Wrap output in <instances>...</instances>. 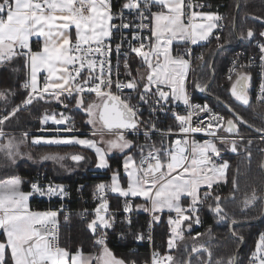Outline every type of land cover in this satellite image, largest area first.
<instances>
[{
  "label": "snow or ice",
  "instance_id": "snow-or-ice-1",
  "mask_svg": "<svg viewBox=\"0 0 264 264\" xmlns=\"http://www.w3.org/2000/svg\"><path fill=\"white\" fill-rule=\"evenodd\" d=\"M205 7L199 0H124L119 11L114 12L112 0H0V64L20 57L29 69L28 78L22 84L27 92L26 99L7 115L0 116V140H4L0 143V151L13 162L21 155L19 144L29 133H22V139L17 141L15 136L4 131L3 125L22 106L27 107L34 101L50 103L54 100L68 110L69 105L64 101L69 100L74 101L76 110L83 111L87 117L84 123L92 129L91 136L99 137V140L71 135L76 131L72 116L64 112L51 115L46 112L41 118L42 125L51 120L57 127L50 138L34 137L32 143L78 145L94 150L98 169L109 168L107 156L113 150L128 153L123 159L126 187L121 184L119 171L112 173L109 184L101 182L96 187L94 196L100 203L93 209V218L87 224L94 235L99 233L95 241L98 252L94 255H85L80 249L73 253L61 247L58 212L34 211L29 206V199L34 195L62 199L68 195L64 185L52 182L42 184L37 179L30 182L31 191H23L25 181L21 177L0 181V232L4 237L0 240V264H9V260L11 264H125L106 245L104 230L114 223L106 196L109 191L126 198L125 213L133 210L127 198H143L145 203L135 205V208L151 215L149 230L153 223L161 219L160 213L165 210L176 213L175 218L168 217L171 233L167 241L169 252L162 254L154 250L150 264H176L170 251L177 247V241L184 239L182 225L187 222V230L190 231L193 224H200L198 213L207 201H212L207 206L218 220L227 219L228 214L221 205L223 198L215 193L221 182L227 183L230 168L229 162L222 159V152L235 154L243 146V150L251 156L248 146L252 144V139L243 145L244 138L238 136V123L247 124V121H243L230 106L228 111L231 115L225 117L213 112L207 104H192L185 83L191 53L184 51L173 55L174 42L196 44L207 41L218 29L217 22L222 19L221 16L214 11H204ZM253 19L264 23V17ZM117 20L119 23H115ZM124 30L128 35L122 34L113 48L114 32L123 33ZM145 31L149 32L148 36L142 35ZM33 38L38 44L35 50L32 47ZM237 38L256 41L261 67L257 98L264 102V31L256 33L248 28L246 32H239ZM216 39H220L219 35ZM113 52L117 61L115 72ZM130 54L139 57L143 67V71L141 67L136 69V76L132 75ZM121 59L128 76L126 83L119 79ZM198 59L203 61V55ZM254 62L255 57L250 58L248 64L239 65V71L234 67L228 76L232 82L231 95L244 105L250 103L249 88L253 79L246 69ZM233 64L236 65V61ZM195 86L205 90L199 83ZM113 88L119 92L124 89L136 92L139 103L152 105L150 111L153 113L157 109L164 110L169 104L182 102L186 114H173L178 122V132L173 133L171 128L167 133L161 132L162 136L175 134L178 138L168 145L161 141L160 147L151 143L155 124L141 120L139 107L130 102L132 97L122 98L113 93ZM92 94L94 98L87 99ZM7 95L0 91V98L6 99ZM200 113L211 115L206 120L194 122L193 117H198ZM141 125L146 129V141L137 145L127 138V134L139 132ZM256 131L264 142V129ZM221 132L237 134L238 138L221 135ZM195 133H204L209 138L201 142L192 137ZM106 136L109 138L105 139ZM133 149H136V155ZM66 157L76 163L85 160L80 153L59 152L46 153L41 160H52L63 167L61 162ZM261 167L264 168V162ZM232 185L229 198L234 199L238 188L235 176ZM182 198L189 201L187 206L181 204ZM257 199L264 197H258L253 190L251 195L245 196L243 206L247 208ZM127 223L131 225V220ZM200 236L197 233L192 237L191 251L183 264H192V256L199 257L201 252L206 254V259L201 258L199 264H213L211 249L206 244L196 243ZM135 239L143 240L145 236L138 233ZM147 239H152L150 231ZM239 239L243 240V237ZM215 264H224V261L217 259ZM227 264H238L237 254L229 257ZM248 264H264V233L260 234Z\"/></svg>",
  "mask_w": 264,
  "mask_h": 264
},
{
  "label": "trees",
  "instance_id": "trees-1",
  "mask_svg": "<svg viewBox=\"0 0 264 264\" xmlns=\"http://www.w3.org/2000/svg\"><path fill=\"white\" fill-rule=\"evenodd\" d=\"M123 2L124 0H119ZM208 10L218 12L224 18V24L222 31L218 34L220 39L217 40L216 36L210 39L207 43L195 46V49L201 52L204 59L201 61L198 57L193 58L190 73L188 77V91L193 94L194 98L215 107L220 110L225 117H229L231 114L223 107L216 99H220L235 109L250 125L257 129H264V107L259 106L253 100L254 87L251 94L250 103L244 105L241 102L234 99L231 95V81L225 76V70L232 58L233 52L238 47H244L247 49L252 48V42L242 41L237 46H231L225 48L219 52L215 60V80L209 88V93L212 94L215 99L206 98L200 95L196 83H199L201 87L205 86L211 78L210 63L215 55L218 45L226 43H235L237 39L233 30V22L235 18V11L237 7V0H208ZM253 17H264V0H240V10L237 16V32L245 31L248 28H252L256 33L264 31V23L259 20L253 19ZM257 38H259L257 36ZM230 41V42H229ZM35 50L38 45L35 42L32 44ZM132 68V75L136 76V69L141 67L140 59H132L130 61ZM29 69L24 66L22 58L17 57L10 62L0 64V91L8 93L6 99H0V116L7 115L16 105H21L22 101L26 99L27 92L23 90L22 84L28 78ZM251 83L255 85V78ZM235 77L233 78V80ZM72 105L74 101H71ZM56 108L55 103H45L44 101H34L29 107H21L16 112V120H18L19 126L23 131L39 130L41 128V118ZM77 118L81 121L83 127L88 125L84 123L87 117L81 110H72ZM238 132L250 134L253 131L238 123ZM89 134H84L86 136ZM131 139L135 140L138 145L144 144L146 138L136 139L134 136L128 135ZM161 141L166 144L163 138L154 137L150 139L151 143H154L157 147H160ZM35 153L39 155L46 153L59 152L61 154L67 152L84 151L85 154L93 156L89 162V168L87 170H79L71 175L65 177H57L55 173L46 166H33L27 165L26 162H20L16 165L17 173L25 181L22 186L24 191H29V179L30 176L36 170H46L57 179L65 181L70 184L71 199L69 207L72 210L71 215L67 218L64 214H61V242L64 248H67L70 252H76L80 249L82 252H98V248L95 245V237L91 230L88 229L86 221L79 213L80 209L90 208V192L95 190L97 185L101 182L106 184L110 183L111 175L114 171H119L121 176V184L126 187V177L123 171V159L128 153H114L108 155L109 168L104 171L92 170L91 168L96 165V158L94 153L90 150L85 151V148H78L76 145H38L32 146ZM251 156L247 153L238 151V153H231L227 151L225 157L230 164V168L227 172V183L221 182L219 187L215 189V193L219 194L223 199L221 205L227 212L228 217L225 220H218L217 216L209 210L208 204L212 201L209 200L203 205V209L198 213L201 223L193 224L192 229L187 230V222H185V234L182 241H178L177 247L171 250V254L175 257L176 264H183V261L187 258L188 253L192 247V237H195L197 233L201 236L197 238L196 243L206 244L212 251V261L215 264L217 259H222L224 264H227L229 257H231L241 245V241L233 237L230 233V225L233 220L235 222H252L258 219L263 211L264 199H257L253 204L247 208L243 206L242 201L246 195H251L253 190L256 191L258 197H264V172L261 167L263 162L264 152L260 150H250ZM136 155V152H135ZM139 159L138 155L136 156ZM235 176L238 181V188L234 193V199L229 198L232 193L233 185L232 178ZM86 182L87 187L83 188V191H79V184ZM109 203V210L119 212L118 216H122L121 211L125 204V197L120 195L106 192ZM85 199H89L85 201ZM132 201L133 205L145 203L142 198H127ZM31 208L38 211L46 210V203L37 199L30 200ZM142 210V209H140ZM161 219L154 223V238L156 242H159L158 248L161 251H167V241L169 233L168 217L170 215L166 212L160 213ZM66 220H65V219ZM149 220V216L142 211H138L131 225L119 223L109 228L112 231V240L107 244V247L112 253L120 257L126 264H143L150 258V251L148 244H137L135 242V236L138 232L145 229ZM264 229V219L260 222L247 223L239 225L234 228V233L245 239V245L239 253L238 264H244L251 253L255 250V245L260 237L262 230ZM118 231L123 232L125 239L118 241L116 239V233ZM3 234L0 232V240H2ZM201 258L206 259V254L201 252L199 257L196 255L192 258V264H199ZM9 264L11 261L9 260Z\"/></svg>",
  "mask_w": 264,
  "mask_h": 264
},
{
  "label": "built area",
  "instance_id": "built-area-1",
  "mask_svg": "<svg viewBox=\"0 0 264 264\" xmlns=\"http://www.w3.org/2000/svg\"><path fill=\"white\" fill-rule=\"evenodd\" d=\"M123 2H120L119 0H112L113 11L114 12L115 11H119L120 6H121V4ZM199 2L205 4V6H206L205 8H207L209 6V4H210L208 0H199ZM154 10H156V9H154ZM126 15H127V13H126ZM221 18L222 19L219 20V22H218L219 27L216 30V32H215L213 37H215L216 35H218L222 31L223 24H224V18L222 16H221ZM115 23H119V21L117 20V21H115ZM122 34L128 35L126 30H124L123 33L114 32V36H113V40H112L113 48L115 47V44L120 41V37H121ZM142 35L148 36L149 32L145 31L144 33H142ZM257 39H259V38H257ZM124 50H126V45H125V49ZM177 50L179 52H181V53H183L184 51H190V53H191V57H190L191 63H192L193 58L201 56V52L198 51L197 49H195V46H193L192 44H184L182 46L177 47ZM253 57H255V62L249 68H247L246 70L250 71L252 76H254V78H255L253 100L259 106L264 107V102H261L257 98L258 95H259V84H260V75H259V73L261 71V67H260V62H259V50L256 47V41L255 40L253 41L251 49H247V48H244V47H238V48H236L234 50L232 58L230 59V62L228 63V65L226 67L225 76L228 79L230 71L234 67L236 68L237 71H239L240 70L239 69V65L248 64L250 58H253ZM132 59H140V58L135 56V54H130L129 55V62ZM233 61H236V65L233 64ZM116 62H117L116 61V55L113 52L112 64H113L114 72H115ZM119 71H120L119 79L126 83L127 79H128V76H127V73H126V71H125V69L123 67V59H121V61H120V69H119ZM115 78L116 77L114 75L113 79H115ZM233 78H234V76H233ZM141 87H142V85H141ZM23 90H25V89L23 88ZM165 90L167 91L168 89L165 88ZM112 91H113L114 94L121 95L122 98L123 97H127V96H131L132 99H131L130 102L133 105H137L139 107V109H140V113H141L140 119L143 120V121H151V123L155 124L156 131L151 134L150 139H153L154 137L163 138L165 140V142H166L165 145H168L172 141H174L175 139L178 138L177 135H175V134L162 136L161 132L167 133L169 128H171L173 130V133H177L178 132V122L174 118L173 114L174 113H178L180 115L186 114V108H185V106L183 104H178V103L169 104L168 106H166V108L164 110L157 109V111H155L153 113V112L150 111L152 105H150V104H140L139 103L138 95H137L136 92H133V91H131L129 89H124L122 92H119L115 88H113ZM188 94L190 96V100H191L192 104H199V105H204L205 104V103L195 99L193 94L190 93L189 91H188ZM93 98H94V94L89 95L87 97V99H89V100H91ZM65 103H67L69 105V101L68 100H66ZM208 106L212 109L213 112L220 113L221 115H224L220 110L216 109L215 107L210 106V105H208ZM27 107H29V106H27ZM67 115L72 116L73 120H74V123H75L76 131L71 133V135H84V134H87V133L90 134L89 128L82 126L81 121L77 118L76 114L72 110H69L67 112ZM210 115H211V113H200L198 117H196V116L193 117V121L195 122L198 119L206 120L207 117L210 116ZM56 127L57 126L54 123H52V122H48L46 125H44V128L47 129L51 134H53V129H55ZM60 127H63V126H60ZM3 129H4V131L6 133H9V134L14 133V131L7 130L4 127H3ZM145 130L146 129H145L144 125H141L139 132L134 133V134L129 132L127 134V136L131 135V136H134L136 139H140V138H143V137L145 138V136H144V131ZM26 132H28V131H26ZM220 134L221 135H230L233 138H238L237 134H228V133H224V132H221ZM62 135H67V134L62 133ZM238 136L244 138L243 139V145H247L248 139H252L253 142H252V144L250 146H248V151H250L251 149L262 151V149H264V142H262L260 140V133L252 132L250 134H247V133H239L238 132ZM192 137L194 139H196V140L201 141V142L203 140L209 138L204 133H195V134H192ZM218 146H219V144H218ZM240 151L245 152L243 150V146H241ZM226 153H227V151H223L222 152V159L223 160H227V158L225 157ZM245 153H247V152H245ZM37 179H39L42 184H47L49 182H52L54 184H62V185H64L65 190L68 193V195L63 197L62 199L60 197H57V196H54V197H48V196L41 197L39 195L32 196L33 199H37L39 201H43V202L46 203V210L45 211H57L58 212V239H59V245L61 247H63L62 246V242H61V221H60V216H61V214H64V217L67 218L72 213V210L69 207L70 199H71L70 184L65 182V181H61V180L57 179L55 176H53L52 174H50L46 170H36L30 176V179H29V191H31L30 182L31 181H35ZM87 186H88V184L86 182L80 183L79 184V191H83V188H85ZM95 192H96V189L95 190H91V192H90V195H91L90 196V200L89 199H85V201H87V200L90 201V205H92V207L85 208V209H80V212H79L82 215V217L88 222L93 218V214H92L93 213V209L100 203L99 199H97L94 196ZM106 196L108 197L107 193H106ZM130 202L133 205L132 201H130ZM85 210H87V213H85ZM138 211H142L143 213H145V214H147L149 216V220H148V223H149V221L151 220V215L148 212H145L143 209L140 210V209L135 208V206L133 205V210L131 212L125 213L122 210L121 213L123 215L120 216V217L118 216L119 212L109 210V213L114 217V223L112 224V227L117 222L128 224L127 221L129 219L132 221L133 218H134V215ZM175 216H176V214H174L172 217L175 218ZM148 223H147V225H146V227H145V229L143 231L138 232V233H143L144 236H145V239L139 240V241L135 239V242L137 244H144V243L148 244L149 251H150V260H151V254H152V252L154 250H158L160 253H162V251L158 248L160 243L156 242L155 238H154V223L152 224V227H151L150 230L148 228ZM104 231L106 232V245H107L112 240L113 234H112V231H110L109 229H106ZM149 231H150V234H151V237H152L151 240L147 239V236L149 235ZM261 233H264V229L262 230ZM98 235H99V233L94 235L95 241L98 238ZM116 239L118 241H120V242L123 241L125 239V235L123 234V232L118 231L116 233ZM145 262H148V264H150V261H145ZM145 262L143 264H145ZM248 262H249V259L244 264H248ZM132 264H136V263L133 262Z\"/></svg>",
  "mask_w": 264,
  "mask_h": 264
},
{
  "label": "rangeland",
  "instance_id": "rangeland-1",
  "mask_svg": "<svg viewBox=\"0 0 264 264\" xmlns=\"http://www.w3.org/2000/svg\"><path fill=\"white\" fill-rule=\"evenodd\" d=\"M189 73H190V68H189L188 75H187V79H186V82H185L186 83L187 92H188V77H189ZM0 99H4V98H0ZM53 102L55 103V106H57V103L55 101H53ZM175 103L183 104L180 101H177ZM73 105L69 101V109L68 110H65L63 107L62 108L65 110V112H68L69 110L75 109ZM54 111H55V108L51 112H49V113H52ZM15 116H16V114L14 116H12L13 118L10 117L12 119H9L8 122H9L10 125H8V127L9 128L11 127V130L14 131V133H11V135L15 136L16 140L19 141V140L22 139L21 134L24 133V132H26V131H23L20 128L19 123H18V120H16L17 118ZM49 121L52 122L51 120H49ZM88 128L90 130V134L89 133H87V134H89V135H86V136H83V135L82 136L75 135V136H77L79 138H90V139L91 138H95V139L99 140V137H92L91 136L92 129H91V126L90 125H88ZM34 137L35 138H40L39 136L29 135L27 138H24V142L23 143H20L19 144V151H20L21 155L16 158L15 162H13L12 160L8 159V157L5 155V153L2 152V151H0V181H3L5 179H7V178L14 177V176L20 177V175L17 173V170H16V165L18 163H20V162H26L27 165H33V166H37V167H41V166L44 165L47 168H49L50 170H52L55 173V175L57 177H59V178L60 177H65V176L71 175L72 173H74L76 171H79V170H82V171L83 170H87L90 167L89 166V164H90L89 162L91 161V159H92L93 156H90V155L85 154L84 151H82V152L81 151H75V153H80V154L84 155L85 156V160H83V161H81L79 163H76V162L72 161L70 159V157H66L65 160H63L61 162L64 165L63 167H61L60 164H58V163H56V162H54L52 160H41V156L44 155V154L38 156V154L35 153V150L32 148V146H38L39 144H45V143L41 142V143L35 145L34 143H32V140H33ZM43 138L47 139L46 137H43ZM108 138L109 137H107V136L105 137V139H108ZM127 138L130 139V140H132L135 144H137V142H135V140L131 139L128 136H127ZM3 142H4V140H0V143H3ZM76 146H78V145H76ZM101 146L102 147H105V145H103V144H101ZM78 148H83V147L78 146ZM88 150H90V149H86L85 148V151H88ZM90 151L92 152V154L94 153V150H90ZM132 152L135 155L136 149H133ZM67 153H73V152H67ZM114 153H120V152L118 150H113L108 155L114 154ZM63 154H65V153H63ZM94 156H95V153H94ZM29 157H31V158H29ZM95 158H96V156H95ZM93 170L104 171L106 169H98L96 167V165H95L93 167ZM110 182H111V180H110ZM22 186H23V184H22ZM130 198H132V197H130ZM188 203H189V201L187 199H183L182 198V200H181V204L182 205L187 206ZM165 212H166V214L171 215V216H173L174 214H176L175 212H168L167 210H165ZM182 228H184V232H183V236H184V234H185V227H184V225H182ZM170 234L171 233H170V226H169L168 238H169ZM176 243H178V241ZM198 244H200V243H198ZM165 252H169L168 248H167V251H162V253H165ZM170 253H171V251H170ZM148 261H150V258H149Z\"/></svg>",
  "mask_w": 264,
  "mask_h": 264
},
{
  "label": "water",
  "instance_id": "water-1",
  "mask_svg": "<svg viewBox=\"0 0 264 264\" xmlns=\"http://www.w3.org/2000/svg\"><path fill=\"white\" fill-rule=\"evenodd\" d=\"M237 6L236 7V11H235V18H234V22H233V30H234V34H235V37L237 39V42L235 43H226V44H223L221 46H219L215 52V55L214 57L212 58L211 60V63H210V72H211V78L209 80V82H207V84H205V86H203V88H205L204 91H201L200 89H198L199 93L201 96L203 97H206V98H210V99H215V97L209 93V88L210 86L212 85V83L214 82L215 80V77H216V74H215V69H214V66H215V60H216V57L217 55L219 54L220 51H222L223 49L225 48H229L231 46H237L239 45L242 40H239L237 37H238V32H237V16H238V13H239V10H240V0H237ZM235 25V27H234ZM218 103H220L223 107H225L227 110L229 108L230 105H228L227 103H225L224 101L220 100V99H216ZM231 107V106H230ZM231 109H233L231 107ZM235 111V113H237L240 117H242L235 109H233ZM229 112V111H228ZM230 113V112H229ZM231 114V113H230ZM243 121H245V119L242 117ZM242 125H244L245 127H247L248 129H250L251 131L253 132H256V133H259L256 131L257 128L253 127L252 125H250L248 122L247 124H244V123H240ZM263 162H264V157H263ZM263 169V172H264V168ZM264 219V206H263V211H262V214L261 216L256 219L255 221H252V222H235V223H231L230 225V233L233 237L239 239V236H237L235 233H234V228L236 226H239V225H244V224H247V223H253V222H260ZM240 240V239H239ZM241 241V245L240 247L238 248V250L236 251L235 254H237V260H238V257H239V253L240 251L242 250V248L244 247L245 245V239L243 238V240H240ZM195 255L192 256V258L194 257Z\"/></svg>",
  "mask_w": 264,
  "mask_h": 264
},
{
  "label": "crops",
  "instance_id": "crops-1",
  "mask_svg": "<svg viewBox=\"0 0 264 264\" xmlns=\"http://www.w3.org/2000/svg\"><path fill=\"white\" fill-rule=\"evenodd\" d=\"M204 11H211V10H208L207 8H204L203 9ZM215 12V11H214ZM218 13V12H217ZM219 14V13H218ZM220 15V14H219ZM219 22V21H218ZM217 22V23H218ZM216 30L217 29H215L214 30V32H213V35L212 36H210L209 37V39L207 40V41H198L196 44H192L193 46H200V45H203V44H205V43H207L210 39H212V37L214 36V34H215V32H216ZM33 42H35V45H38L37 44V41H36V39L35 38H33V41H32V44H33ZM184 44H191V43H178V42H174L173 43V55H176L179 51L177 50V47H179V46H182V45H184ZM181 53V52H180ZM186 58H188V57H186ZM141 70L143 71V67L141 68ZM40 83H41V86H42V84H43V74H41V76H40ZM54 101V100H53ZM57 103V102H56ZM60 112H64L66 115H67V112H65V110L62 108V105H60V104H58L57 103V106H56V108H55V111L54 112H52V113H49V115H51V114H53V113H60ZM13 118V117H12ZM12 118H10V119H12ZM57 118H59L58 116H57ZM9 121V120H8ZM8 121H6L5 122V124L3 125V127L5 128V129H7V130H11V127L9 128L8 127V125H10L9 124V122ZM41 121V120H40ZM50 122V121H49ZM28 133H29V135H32V136H39V137H46V138H50L53 134H51L47 129H45L44 128V125H42V123H41V128H39V130H30V131H28ZM79 136H82V135H79ZM35 145H37V144H35ZM39 145H48V144H39ZM92 170H93V167L91 168ZM114 194H116V193H114ZM117 195H119V194H117ZM32 199V197L30 198V200ZM143 199V198H142ZM30 200H29V206H30V208H31V205H30ZM32 209V208H31ZM32 210H34V209H32ZM34 211H38V210H34ZM165 212V211H164ZM4 239V238H3ZM2 239V240H3ZM111 251V250H110ZM112 252V251H111ZM85 255H88V254H96L97 252H95V253H92V252H83ZM113 254V253H112ZM114 255V254H113ZM115 256V255H114ZM117 259H121L120 257H117V256H115ZM126 264V263H125Z\"/></svg>",
  "mask_w": 264,
  "mask_h": 264
},
{
  "label": "flooded vegetation",
  "instance_id": "flooded-vegetation-1",
  "mask_svg": "<svg viewBox=\"0 0 264 264\" xmlns=\"http://www.w3.org/2000/svg\"><path fill=\"white\" fill-rule=\"evenodd\" d=\"M253 87H254V85L251 83L250 88H249V99H251V94H252Z\"/></svg>",
  "mask_w": 264,
  "mask_h": 264
}]
</instances>
